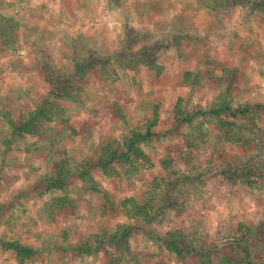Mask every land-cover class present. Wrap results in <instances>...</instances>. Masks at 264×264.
<instances>
[{
	"label": "rangeland",
	"instance_id": "obj_1",
	"mask_svg": "<svg viewBox=\"0 0 264 264\" xmlns=\"http://www.w3.org/2000/svg\"><path fill=\"white\" fill-rule=\"evenodd\" d=\"M223 95L255 108L259 145L206 115ZM48 101L54 121L16 132ZM133 132L137 170L106 177L104 147ZM18 242L27 264H264V0H0V264Z\"/></svg>",
	"mask_w": 264,
	"mask_h": 264
},
{
	"label": "trees",
	"instance_id": "obj_2",
	"mask_svg": "<svg viewBox=\"0 0 264 264\" xmlns=\"http://www.w3.org/2000/svg\"><path fill=\"white\" fill-rule=\"evenodd\" d=\"M1 41L4 44H7L6 41ZM154 49L155 48H148V46H144L141 50V57H147V55L149 54V50L152 51ZM145 61L147 63H150V66H154L156 62L155 53L150 57H147ZM96 63L97 62L90 63L89 67L94 68V66L97 65ZM66 83L68 82H61L60 87H57L58 95H68L64 90ZM57 111L58 110H56V107L53 106L50 101H48L45 107H42L37 111L29 114V117L23 120L18 126H15V130L16 132L23 131L31 134H36L37 125L42 126L45 121H54V119L57 118ZM256 113L257 112L255 108L251 104H246L245 106L239 107L237 109L231 107V105L226 101V95H223L221 98H219L217 102L213 106H211V109L206 110V115L210 118H213L212 120L217 123L218 128L220 129L222 135L226 138V140L244 143L252 147L259 145L261 141V139L258 138V133L255 132L257 131ZM226 114L231 115L235 120L230 121L224 118V115L226 116ZM236 120H240L241 122H238ZM191 121V116L189 114L186 115V113L183 112L182 116L178 118L177 123L180 124ZM248 131L252 133L254 132V136H250ZM144 138V135L139 134L138 132H133L131 136L126 137V141L123 145L121 143H111L106 145L103 149L102 156L98 163V167L103 171L104 175L108 178L121 176H126V178L132 177L138 166V164L135 163V159L143 156L142 150L137 147V144ZM256 142L259 143L256 144ZM121 173H123V175ZM49 185L50 188L59 187L63 189L64 182L62 180L53 181V183ZM160 191L161 187L159 186L158 188L156 187V184H153V188L147 193L146 201L144 203H141L133 198H129L123 201L122 208H124L125 211L129 213L130 217H148V214L154 207L156 199L160 196ZM119 229L125 230L126 233H124V231H119L115 233L112 238L113 241L118 244H116V247L120 253V250H126L129 247L128 245H126V243L129 242L128 234L130 229L129 227L125 226L120 227ZM118 233H121L122 237L119 238ZM169 247L173 252L180 253L178 252L177 244L169 243ZM9 248L17 252L19 264H27L35 254V251L32 248L19 244V242L10 244ZM114 259L117 260V263L121 264L126 258L124 257V255L119 254L115 256Z\"/></svg>",
	"mask_w": 264,
	"mask_h": 264
}]
</instances>
